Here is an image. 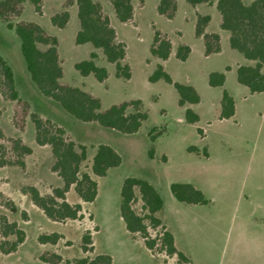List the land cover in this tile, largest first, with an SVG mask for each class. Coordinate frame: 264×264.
<instances>
[{
  "label": "rangeland",
  "instance_id": "obj_1",
  "mask_svg": "<svg viewBox=\"0 0 264 264\" xmlns=\"http://www.w3.org/2000/svg\"><path fill=\"white\" fill-rule=\"evenodd\" d=\"M94 1L101 5L114 28L116 41L124 46L121 63L128 67V78H116L114 65L105 61L100 50L89 44H75L79 29L76 7L65 8L66 0H40L38 10L25 1L20 15H10L8 20L34 22L56 39L62 84L79 87L98 98L102 109L139 100L138 108L147 114V119L132 135L74 119L37 92L25 70L18 38L0 22V56L11 67L22 100H12L0 87V144L8 151L10 160H15L11 152L14 139H20L31 150L19 159L22 166L0 167V216L16 223L24 233L15 252L0 253V264H44L38 259L43 252L59 255V264L96 254L109 255L112 264H177L176 257H168L159 242L151 252L138 235L125 230L119 215V192L122 181L128 177L143 179L158 192L163 206L155 216L172 234L176 249L189 259V264H264V91L251 94L237 83L235 68L240 61H248L228 46L227 33L219 26L216 0L195 7L185 0H176L172 18L158 14L159 0H132V18L125 23L116 19L109 0ZM63 10L69 14L67 23L62 28L53 26L50 18ZM199 15L210 16L205 31L219 35V52L204 55L202 40L194 33ZM155 32L172 47L164 61L150 54ZM180 45L189 48L183 61L175 57ZM91 52L96 54V64L107 71L103 82L91 75L80 76L74 69V64L87 59ZM159 64L173 82L192 86L200 96L199 103L181 107L171 85L161 80L149 82ZM225 66L229 71L224 73L223 86L210 87L209 73L223 72ZM223 90L235 97V112L229 119H219ZM23 103L29 105L27 115L23 113ZM186 107L199 116L198 122H185ZM133 111L130 105L127 112ZM30 113L51 121L64 130L67 139L86 147L81 173L90 174L98 144L109 145L121 158L119 166L104 177L91 175L97 183L92 202H83L72 188L65 194L68 203L81 206L76 220H49L22 192L23 188L33 186L41 195H51L54 188L61 187L59 177L51 169L54 158L49 146L35 141ZM150 132L160 135L151 142ZM171 183L191 184L202 192L207 204L176 201L169 189ZM132 208L140 216L147 213L137 190ZM144 222L148 224L147 220ZM51 233L61 236L56 244L38 242L39 235ZM85 233L90 234L93 248L88 254L80 249ZM161 233V227H148L150 238ZM6 240L13 241L14 237Z\"/></svg>",
  "mask_w": 264,
  "mask_h": 264
},
{
  "label": "trees",
  "instance_id": "obj_2",
  "mask_svg": "<svg viewBox=\"0 0 264 264\" xmlns=\"http://www.w3.org/2000/svg\"><path fill=\"white\" fill-rule=\"evenodd\" d=\"M29 2L38 10L40 0H0V22L19 40V50L24 61L25 70L37 92L58 104V106L74 119L83 123H93L102 128L114 130L120 134H135L147 119V114L139 110L140 101L121 102L102 109L98 98L76 86L64 85L60 82L62 68L60 66L56 39L47 35L43 29L34 22H10V15L19 16L23 2ZM116 19L125 23L132 18V0H109ZM191 7L201 4H212L213 0H185ZM75 6L79 29L75 34L74 42L77 45L89 44L92 48L100 50L105 61L114 65L116 78H128L129 71L122 65L125 49L122 43L116 41L114 28L109 19L103 14L102 7L94 0H66L65 8ZM215 9L220 17V29L228 34L230 49L240 54L247 65L236 68L237 82L246 87L249 93L264 91V0H216ZM157 12L160 15L172 18L176 12V0H159ZM69 18L67 10L53 15L50 22L53 26L62 28ZM210 21L209 15L197 16L194 33L201 38L204 55L208 56L219 52L220 38L217 33H207L206 27ZM172 51L170 42L161 38L158 32L154 33L150 54L160 60H166ZM189 48L180 45L176 48L175 57L180 61L186 59ZM74 69L80 76H93L96 81L103 82L107 78L104 67L96 64V54L91 52L85 60L74 64ZM149 82L159 80L171 85L177 93L178 105H196L200 101L197 91L189 85L173 82L164 71L162 65H157L148 78ZM225 75L223 72H211L208 75L210 87L223 86ZM12 100L22 103L15 87L14 74L9 64L0 56V87ZM4 94V93H3ZM6 94V93H5ZM23 113L28 114L29 105L23 103ZM132 105L134 111L127 112ZM234 114V101L232 96L223 91L220 99L219 119H229ZM33 123L35 141L39 145H47L54 158L52 171L61 181V187L54 188L51 195H41L33 186L22 189L31 202L51 221L63 222L76 220L80 217L81 206L70 204L65 199V194L72 188L83 202H92L97 194V183L91 177H104L107 172L119 166V154L107 144H98L92 156L90 174L81 173V165L86 160L87 150L84 145H76L65 137L62 128L47 119H42L35 113L29 114ZM184 120L187 124L199 121V116L190 108L184 111ZM154 131V130H151ZM199 131V130H198ZM160 135L149 133L151 142ZM11 152L15 160L7 158L8 151L0 144V167L19 165L23 163L20 158L29 155L31 150L20 139L12 140ZM151 157V154H149ZM206 156V151L204 150ZM170 192L178 202L189 205H205L207 200L202 192L189 183H171ZM135 190L138 191L142 208L147 212L145 216L135 213L132 204L135 201ZM119 203V215L125 230L131 235H138L146 249L153 252L156 244L159 245L168 257L175 256L177 264H189V259L174 245L172 234L161 224L155 216L162 209L163 201L147 181L128 177L122 181ZM144 220L148 221L145 224ZM148 227L162 228V233L155 238H150ZM0 235L4 240L0 242V253L7 255L17 250L24 240L23 231L14 222H9L5 216H0ZM13 236V241L6 238ZM61 236L57 233L39 235L40 244H56ZM81 252L88 254L93 251L91 237L85 233L81 237ZM44 264H59L62 258L49 252H43L38 257ZM69 264H112L111 257L107 254H96L93 257L83 256L73 259Z\"/></svg>",
  "mask_w": 264,
  "mask_h": 264
},
{
  "label": "crops",
  "instance_id": "obj_3",
  "mask_svg": "<svg viewBox=\"0 0 264 264\" xmlns=\"http://www.w3.org/2000/svg\"><path fill=\"white\" fill-rule=\"evenodd\" d=\"M227 40H228V34H227ZM228 42V41H227ZM229 46V45H228ZM247 64H249V62L247 63ZM247 64H243V62L241 63V61H240V63H239V66L240 65H247ZM238 67V66H237ZM236 67V68H237ZM236 68H235V75H236ZM231 70V69H230ZM227 71H229V69L225 66L224 67V69H223V73H225V72H227ZM217 72V71H216ZM218 72H220V71H218ZM262 73L264 74V68L262 69ZM225 75V74H224ZM225 81V80H224ZM237 81V80H236ZM238 83V82H237ZM224 84V83H223ZM239 84V83H238ZM240 85V84H239ZM222 87V86H221ZM224 91V90H223ZM222 91V92H223ZM226 91V90H225ZM222 95V94H221ZM231 95V94H230ZM232 96V98H233V101H234V112H235V97L233 96V95H231ZM200 97V96H199ZM220 99H221V97H220ZM234 115V114H233ZM232 118V117H231ZM208 155H207V153H206V156L205 157H207Z\"/></svg>",
  "mask_w": 264,
  "mask_h": 264
}]
</instances>
